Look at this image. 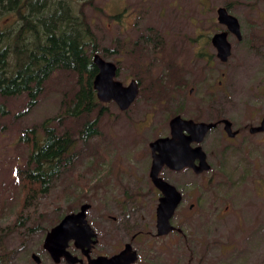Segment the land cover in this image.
Segmentation results:
<instances>
[{
  "label": "rangeland",
  "instance_id": "obj_1",
  "mask_svg": "<svg viewBox=\"0 0 264 264\" xmlns=\"http://www.w3.org/2000/svg\"><path fill=\"white\" fill-rule=\"evenodd\" d=\"M61 1L69 3L75 14L84 16L95 36L97 54L116 64V79L123 85L131 80H143V88L156 84L166 72L171 41V65L179 66L192 84H217L222 79L223 113L235 128L259 124L264 115V0ZM226 6L241 22L243 40L231 38L226 64L218 70L215 66L207 69L205 61L194 59L202 48V41H195L199 34L213 31L211 17ZM14 19L13 14L6 15L0 25L11 24ZM155 33L163 39L164 48L141 56L136 43L141 36ZM145 65L150 67L149 74L141 73ZM69 87L66 73L55 72L30 111L25 109L24 95L0 99L8 112L0 117V264H35L32 254L40 258V264H54L42 247L45 234L64 215L90 202L95 166L100 163L96 169L105 170L106 161L135 159L139 149L144 153L140 168L147 173L148 144L167 134L171 106L167 100L150 101L143 91L125 112L111 103H101L103 113L98 116L93 112L86 118L97 120L99 134L85 143L78 136L85 117L68 119L64 125L53 121L59 134L66 129L74 132L76 144L69 154L73 163L62 170L46 196L22 209L24 195L15 177L16 170L25 166L27 152L18 144L21 131L35 128L41 139L40 124L59 114L60 102ZM196 99H189V111ZM147 114L151 115L148 121ZM191 116L193 112L187 115ZM212 138L214 135L210 142ZM221 144L231 149L220 160H213L211 170L201 177L190 171L171 172L169 176L184 199L172 223L188 239L171 236V264H264V132L250 135L243 131ZM197 197L201 210L191 213L188 206ZM27 228L34 231L26 235Z\"/></svg>",
  "mask_w": 264,
  "mask_h": 264
},
{
  "label": "flooded vegetation",
  "instance_id": "obj_2",
  "mask_svg": "<svg viewBox=\"0 0 264 264\" xmlns=\"http://www.w3.org/2000/svg\"><path fill=\"white\" fill-rule=\"evenodd\" d=\"M223 8L230 14L226 7ZM211 21L214 23L213 31L210 34H199L200 38L195 41L197 44L202 41V48L195 54L194 59L205 61L207 69L215 66L216 70H218V67L226 64L228 60L222 62L218 58L217 49L212 44L213 36L222 32H227L228 42L233 37L236 38L238 42H242V25L237 19L240 29V36L237 37L227 30L224 23L219 21L218 15L213 18L211 17ZM156 37L161 38L156 33L154 36H146L144 38L147 42L145 40L143 42L141 56H144L146 51L152 55L164 48L154 47L153 38ZM169 47V60L166 64L167 67H165L166 72H162V78H159L156 84L152 85V83H150L149 86L143 88V80H131L137 83L138 96L139 93L143 91L145 97L147 96V98H150V101L162 102L163 100H167L171 106L167 124V134L159 136L148 144L149 153H147V158L149 157V168L147 173L143 172L140 168V161L143 159L144 153L140 152L139 149L137 150L135 159L124 162L120 159H117L116 162L109 160L103 165L105 170L96 169L100 167V163L93 169L92 176L94 180L90 183V202L87 203L89 208L86 211V220L93 234L92 240L94 242L89 252V257L91 259H96L101 256L110 258L120 253L129 245L131 250L136 254V261L133 264H171V236H186L182 229L174 226L172 223L175 212L184 202V199L178 187L171 183L169 176H171V172L178 173L181 171H190L196 177H201L205 173L196 174L190 168H185L181 171H172L164 166L161 169L159 177L166 183L173 185L179 191L181 194V201L173 216L168 220V231L165 234H160L158 228V207L161 198H163V194L154 186L150 178L152 164L150 144L159 138L172 137V128L170 125L172 119L180 117L182 120L192 121L195 124L203 123L212 125L199 143L191 142L189 144L191 148H201L202 152L205 154V161L209 165L210 170L213 160L218 159L220 156L222 157L225 152L227 153V151L231 149L222 147V140H233L241 135L243 131L248 132L250 135H255L250 133V129L256 126L235 128L233 121L229 120L227 116H224L222 79L219 80L217 84H214L215 81H210L209 83L205 82L203 86L192 84L191 81L182 74V69L179 66L171 65V41ZM149 65H145L141 68L142 74L150 73ZM171 67L174 71L172 74L173 77H171ZM183 72L185 74V70H183ZM223 77L224 73L222 72L221 78ZM193 97L197 99L193 101V106L192 108L190 107L192 110L189 111V99ZM110 103L118 108L116 103L112 101L106 104ZM191 112H193V116L187 117ZM145 118H147L146 121H148L151 115L147 114ZM225 121L231 123L229 131H227L228 127ZM230 133L235 134L230 136ZM182 134L184 138L190 135L186 130H183ZM212 135H214V138H212L210 142ZM206 143L209 144L207 147L209 151L205 148ZM194 164L198 165L199 160L196 159ZM188 183L190 187V182ZM200 203L201 201L197 197L195 202L189 204L188 210L191 213L196 209L201 210ZM78 211L79 209L71 213H76ZM64 216L59 222H61ZM171 226L173 227L172 231ZM188 243L190 244V241ZM67 250L79 260H83V264H86V258L79 249L75 248L73 241L68 243ZM58 264L67 263L64 258H61ZM189 264H192L191 261H189Z\"/></svg>",
  "mask_w": 264,
  "mask_h": 264
},
{
  "label": "trees",
  "instance_id": "obj_3",
  "mask_svg": "<svg viewBox=\"0 0 264 264\" xmlns=\"http://www.w3.org/2000/svg\"><path fill=\"white\" fill-rule=\"evenodd\" d=\"M9 14L15 16L14 21L0 25V99L24 95L25 109L30 111L55 72L66 73L70 80L59 114L39 126L42 138L35 128H25L18 139V144L27 148L25 166L15 173L24 195V209L36 198L46 196L62 170L73 163L69 154L76 144L74 132L66 129L59 134L52 122L64 125L68 119H86L93 112L99 116L104 106L92 86L98 73L92 57L98 46L81 13L75 14L70 4L61 0H0V19ZM144 38L136 43L140 52L144 40L147 42ZM153 42L155 48L164 46L161 38H153ZM173 72L171 67V77ZM7 113L0 101V117ZM98 134L96 119H86L78 131L84 143ZM32 231L27 228L25 234Z\"/></svg>",
  "mask_w": 264,
  "mask_h": 264
},
{
  "label": "water",
  "instance_id": "obj_4",
  "mask_svg": "<svg viewBox=\"0 0 264 264\" xmlns=\"http://www.w3.org/2000/svg\"><path fill=\"white\" fill-rule=\"evenodd\" d=\"M217 15L219 21L226 25L228 31L237 37L240 36L239 24L233 15L228 14L223 7L217 9ZM212 44L217 49L218 58L222 62H226L231 55V45L227 41V32L214 35ZM92 61L98 69V73L94 77L92 84L98 102L106 104L112 101L116 103L120 111L128 110L138 96L137 83L131 81L127 86H124L116 79L118 73L116 64L103 59L97 53L93 55ZM225 124L228 127L227 131H229L231 123L225 121ZM170 125L172 128L171 138H159L150 144L152 153L150 178L154 186L163 194L158 207V228L160 234H165L168 231V220L173 216L181 201L179 191L159 177L161 169L164 166L172 171L190 168L196 174L210 170L201 148H191L189 144L191 142L199 143L212 125L195 124L192 121L182 120L180 117L172 119ZM183 130H186L190 135L184 138L182 134ZM263 132L264 115L259 125L250 129V133L252 134ZM234 134L230 133V136ZM196 159L199 160L198 165L194 164ZM88 208V204H82L78 212L65 215L61 222L57 223L45 234L42 247L52 262L58 264L61 258H64L67 264H83V260H79L67 250L68 243L73 241L75 248L79 249L86 258V264L135 263L136 254L131 250L129 245L120 253L110 258L101 256L91 259L89 257V252L94 242L92 240L93 234L86 220ZM172 230L173 227L171 226ZM31 259L35 264H40L41 262L36 254H32Z\"/></svg>",
  "mask_w": 264,
  "mask_h": 264
}]
</instances>
